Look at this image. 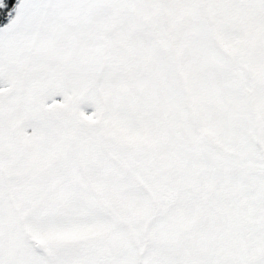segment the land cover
<instances>
[{
	"label": "snow or ice",
	"instance_id": "1",
	"mask_svg": "<svg viewBox=\"0 0 264 264\" xmlns=\"http://www.w3.org/2000/svg\"><path fill=\"white\" fill-rule=\"evenodd\" d=\"M0 264H264V0H0Z\"/></svg>",
	"mask_w": 264,
	"mask_h": 264
}]
</instances>
